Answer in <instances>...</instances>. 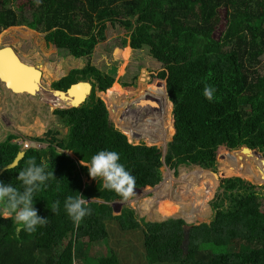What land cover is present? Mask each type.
<instances>
[{"label": "trees", "instance_id": "16d2710c", "mask_svg": "<svg viewBox=\"0 0 264 264\" xmlns=\"http://www.w3.org/2000/svg\"><path fill=\"white\" fill-rule=\"evenodd\" d=\"M9 1L0 0V29L24 24L42 32L45 42L61 58L84 60L80 67L70 68L52 81L50 87L64 90L72 82L88 80L91 90L78 106L52 110L65 132L58 136L59 131L47 129L43 138H34L44 141L45 146L21 148L16 142H0V182L19 187L16 177L32 157L38 164L47 161L46 171L55 176L33 197L38 215L47 218L45 226L30 234L17 231L14 214L12 219L0 216V264H85L84 258L88 264H119L111 249L104 253L109 258L95 257V262L90 261L88 251L93 243L105 244L112 237L119 243L124 242V235L136 240L138 232V255L134 247L121 250L127 254L134 251L132 258L141 253L145 264H264V190H256L240 178L221 179L222 193L210 203L212 220L190 227L184 249L180 248L184 222L169 219L190 222L197 212L208 218L206 201L217 186L216 175L245 178L244 168L249 167L250 178L264 182L262 160L236 150L245 146L264 152V0H40L39 4L26 0L17 4V11L5 5ZM24 9L26 16L22 15ZM221 24L225 27L216 38L214 32ZM109 30L115 36L106 51L128 46L123 51L125 58L131 49L135 62L141 61L150 71L163 69L150 72L149 86L157 96L150 99L152 105L172 108L173 138L163 156L165 165L192 166L203 175L193 197L202 203L197 206L191 195V179L175 188L168 173H163L164 181L154 194L139 201L142 213L161 222L137 218L126 206L112 214L108 202L122 198L103 189L99 179L82 180L89 177L84 164L105 149L119 153V162L134 176L135 187L146 184L144 189H150L162 178L156 177L157 168L163 166L160 147L132 144L125 137L139 132L146 141L147 136L156 139L159 135L146 127L129 129L134 122L120 118L116 125L122 131H118L103 101L95 95L107 89L105 99L118 96L122 86L135 81L143 66L128 64L125 73L116 78L122 86L114 82L121 61L98 68L93 59L95 46L106 39ZM3 54L10 59L9 54ZM205 84L216 90L211 102L203 95ZM43 86L39 80L33 85L39 92ZM45 91H49L46 86ZM163 124H169L168 118ZM221 145L227 148L216 155L219 175L218 168H213ZM20 149L23 155L17 163L3 168ZM229 158L233 164L228 165ZM185 172L182 169L178 182ZM153 178L155 184L147 185ZM81 194L85 200L91 197L101 202L88 201L91 214L76 227L66 214L64 201L69 195ZM57 200L59 212L53 213L50 206ZM261 203L262 210L257 208Z\"/></svg>", "mask_w": 264, "mask_h": 264}, {"label": "rangeland", "instance_id": "374dc122", "mask_svg": "<svg viewBox=\"0 0 264 264\" xmlns=\"http://www.w3.org/2000/svg\"><path fill=\"white\" fill-rule=\"evenodd\" d=\"M26 0H10L9 3H6L5 5L11 9H17V4H23ZM26 8V5H25ZM17 11V10H16ZM28 13H26L25 9L23 10L24 16H26ZM226 22V20H225ZM222 25V24H221ZM219 26V29L214 32V36L218 38L221 34V28L222 26ZM225 27V25H224ZM223 27V28H224ZM115 36V33L112 31H108L107 37L105 40L100 41L95 46V51L93 54L94 63L97 64L98 68H102V66H106L108 63L113 62L117 60L118 62L121 61V64L117 68V74L115 77L114 82L117 80L116 78L123 75L125 73L126 66L134 62L135 64L143 65L139 69V74L136 77L135 81L126 86H122L119 82V84L123 87L121 89V92H119V95L115 96L113 95L109 99L106 98V90L104 93L96 91L95 95L99 96L103 101L108 111V118L112 124L113 127H115L118 131H122L117 125L116 120L117 119H124L133 121L134 123L129 126V129L132 130H139L141 128H148V131L152 132H158L159 134L160 130V136H155L156 139H153L154 136L150 138V136L146 137V141L144 139V135L139 134V132L135 136L133 135H125L128 142L132 144L136 143H145L148 145H156L159 147L164 148L161 156V165L159 168H157L158 176H162L161 181L153 188L144 189V186L138 187V189L134 190V195L127 201L123 199H115L108 202V205L111 209L112 214H118L119 211L124 207H129L133 213H135L136 217H143L144 220H148L149 222H153L151 218H148L146 214L142 213L141 207L139 206V201L144 195H153L154 191L159 188V185H161L162 180L164 181L163 173H168L169 177L171 178L170 185L173 187H180L181 183L189 181L188 179H191L194 183L193 185V191H192V199L195 203H197V206L202 204L201 202L196 201L193 197L195 195L196 188H198V181H200L201 176L200 172L197 171L192 166H187L184 164H180L176 166L175 168H171L165 165L163 161L164 153H166L167 149V143L172 140V111L171 107L168 108L158 106V105H152L151 103L146 104V101L140 99L142 95L145 93L146 100L148 97L151 99H154L156 94H152L150 91V80H151V74L150 72H156L159 70V68H152L148 70V67L142 64L141 61L135 62L133 59H131L135 53L133 50H129V54L127 55V58L124 57L123 51L128 46L120 49L119 51L116 50L115 52H108L106 51L105 47L110 43V39ZM9 45L11 46L18 54L25 59L28 63L37 66L41 71V83L43 86L42 91H38L35 94H26L24 93H18L14 90H11L8 86L6 87L1 80L3 78H0V142L4 143H11L16 142L20 144L21 148H26L29 146L34 147H43L46 145L44 141H38L34 138H43L44 132L47 129L57 130L59 131V135L61 136L65 132V128H62L57 123V117L52 113V110L55 108H61V106L64 105V101L58 99L53 100V97L50 93V91H45V86L49 88L52 81L58 79L60 76L64 75L65 72H67L68 69L73 67H80L82 65V62H84L83 59L78 58H61L59 54L55 52L54 47L51 44H47L43 38V33L36 31L34 29H31L27 27L24 24L20 25H13V26H7L5 28L0 29V46ZM72 60H70V59ZM116 61V62H117ZM3 66L0 65V71L3 72ZM8 78V77H7ZM9 79V78H8ZM35 79V78H34ZM37 79V78H36ZM39 80V79H37ZM78 81V80H77ZM113 82V83H114ZM13 85V84H12ZM11 85V87H12ZM113 85V84H112ZM37 89V88H36ZM161 94L165 95L164 92H161ZM159 95V94H158ZM140 101H144V103H139ZM63 104V105H62ZM131 106V109H128L126 106ZM154 108V109H151ZM168 109V110H167ZM170 115V117H169ZM167 116V117H166ZM169 124L164 126L163 121L167 120ZM159 127V128H158ZM11 138L9 141H4V139L7 136H10ZM165 139V140H164ZM223 148V147H221ZM220 149H217L215 152V165H216V155L217 152H219ZM239 148L236 147V150ZM234 150V151H236ZM232 151V152H234ZM230 152L227 154L229 156L232 154ZM72 156V155H71ZM229 164H233V159L229 158ZM264 166V165H263ZM262 166V167H263ZM216 167L218 168L219 175L221 174L219 169V163H217ZM215 167V168H216ZM261 167V168H262ZM213 168V169H215ZM216 168V169H217ZM249 167L244 168V172L248 175L245 176V178L235 176V175H229L224 176L221 179H227V178H240L242 180L247 181L251 185L256 187L257 189H260V187L264 186V182L256 181L254 178H250V169ZM182 169H185V174H183L182 180L178 182V177L180 175V172ZM248 169V170H247ZM255 170L259 172L260 169L255 167ZM218 171H215V173H218ZM155 177V178H156ZM249 177V178H248ZM153 178L150 182L147 183V185H154L156 180ZM248 178V179H247ZM91 177L88 178L83 177L82 180L84 182H89ZM221 181H217L216 188L212 191L211 197L209 200L206 201V206L210 212L209 217H205L203 214L196 213L194 219H192L190 222H184L182 218H169V219H181L186 224L191 225H198L200 223H209L211 219L213 218V209L210 210V203L213 204V201H215L216 197L218 199V195L222 193V188L220 187ZM144 189V190H142ZM264 190V187L261 188ZM88 201H97L101 202L95 198H89ZM153 203H151L152 205ZM257 208L261 209L263 208L262 203ZM3 217V216H2ZM167 220V219H165ZM162 220V221H165ZM154 222H161V221H154ZM128 234V233H127ZM137 239L133 240L131 237L129 238V235H124L123 243H119L116 241L113 237L111 238L110 242L102 243L99 242L93 243L91 246V250L88 251V257H90V261L95 262V257H106L109 258V256L105 255L104 253L108 251L107 249H111L112 251L117 253V258L119 264H145L143 255L140 253V256L137 258H132V254L134 251L127 252L122 251L121 248L128 247H134L135 253L138 255V251L140 250V244L139 240L141 239L140 233H136ZM128 242V244L126 242ZM90 249V248H89ZM110 255V253H109ZM83 262L85 264L89 263V260L87 258H84Z\"/></svg>", "mask_w": 264, "mask_h": 264}, {"label": "clouds", "instance_id": "9594fccd", "mask_svg": "<svg viewBox=\"0 0 264 264\" xmlns=\"http://www.w3.org/2000/svg\"><path fill=\"white\" fill-rule=\"evenodd\" d=\"M35 2L39 4L40 0H35ZM215 91L213 86L205 84L203 95L211 102L214 99ZM222 147L227 148L225 146ZM119 161V153L105 149L92 155L90 162L84 165L88 168L91 178L102 181L103 189L114 191L123 200L127 201L134 195L135 178ZM47 168V161L41 160L38 164L36 158L32 157L26 162V166L19 171L16 177L21 182L19 187L0 182V216H3L5 219H12L14 214L17 231H26L31 234L37 230L38 226H45L48 222L46 217L38 215V210L33 206L35 193L41 191L42 187L46 188V182L55 177L53 171H46ZM86 205L87 201L83 198L82 194L80 196L69 195L66 197L64 209L74 226L79 227L82 219L86 215L91 214V209ZM59 207L60 201L57 200L51 204L50 209L53 213H58Z\"/></svg>", "mask_w": 264, "mask_h": 264}, {"label": "water", "instance_id": "95a60500", "mask_svg": "<svg viewBox=\"0 0 264 264\" xmlns=\"http://www.w3.org/2000/svg\"><path fill=\"white\" fill-rule=\"evenodd\" d=\"M5 48H9L11 50L12 60L9 61V63H13L14 65H17V63H21L22 62L21 61L22 60L21 57L19 55H17L16 51L11 46H9V45L0 46V50H3ZM24 64H26V63H24ZM25 66H29L32 69V71L36 74L37 79H39L41 77V71H40V69L37 66H34L32 64L29 65V63L27 65H25ZM8 67L10 68V66H8ZM7 72H9V71H6V73H5L6 76H7ZM5 82H6L5 79H3V83L4 84H6ZM79 84L81 86H83L84 90L77 96V94L74 93L75 91H72L73 90L72 87L76 86V85H79ZM48 90L50 91V93L54 94V96L61 98L65 102L64 105L61 106V107L78 106L89 95L90 90H91V83L88 80H78V81L70 83L64 90H62V89H51V88H49ZM16 92L22 94V93H24L26 91L22 90V91H16ZM145 97H146V95L144 93L140 99H142L144 101H147V102L152 101V100H150L149 97L146 100ZM167 97H168V95H167ZM172 107H173V105H172ZM221 147L222 146H219L218 149H220ZM239 149L241 151L243 150V151L253 152L254 153L253 155L257 156L258 158H261V157L264 156V152L260 153L257 150H250L248 147H245V146H242ZM22 155H23V150L22 149L18 150L17 153L15 154L14 158L12 159V161L10 163L6 164L3 168H8V167L14 166L17 163V161L21 158ZM216 177H217L218 181L221 180V178H219L217 175H216ZM136 189H138V187L134 188V190H136ZM190 227H191V224H186V223H184V225L181 227V233H182V241H181V244H180V248L181 249H184L185 246L187 245L188 232L190 230Z\"/></svg>", "mask_w": 264, "mask_h": 264}, {"label": "bare ground", "instance_id": "6f19581e", "mask_svg": "<svg viewBox=\"0 0 264 264\" xmlns=\"http://www.w3.org/2000/svg\"><path fill=\"white\" fill-rule=\"evenodd\" d=\"M5 50H7V52H5ZM3 53L9 54L10 55V59H7L6 58V55L3 54ZM16 53H17V55H19L18 52H16ZM11 56H12L11 55V50L9 48H5L3 50H0V65L3 66V72L0 71V78L5 79V81H6L5 83L6 84L3 83V79L1 80V82L6 87L10 86L9 88L11 90H14V91H22V90H25L26 91L25 92L26 94L27 93L30 94L31 92H32V94H35L37 92V90H38L35 87H33V85L36 83L35 81H33V80H36L34 78H37L36 77V74L32 71V69L29 66H25V65L28 64V62H26L25 59L23 57H21L20 55L19 56L21 57V59H22L21 61L23 63L20 60L19 61L21 63H17V65H14L13 63H9V61L12 60V57ZM24 63H26V64H24ZM29 65H31V64L29 63ZM8 66H10V68ZM6 71H9V72H7V76L5 74ZM36 81H38V80H36ZM39 83H41V78H39ZM11 85H12V87H11ZM72 89H73L72 91H75L74 93L77 94V96L84 90L83 86H81L80 84L79 85H76V86H73ZM51 95L53 97V100L59 98V97L54 96V94H52V93H51ZM59 99H61V98H59ZM168 101L170 102V100H168ZM149 103H151V101ZM170 104H171V102H170ZM152 132H150V133H152ZM159 134H160V132H159ZM160 149H161L162 152L164 151L163 150L164 148L160 147ZM246 152H248V153H250L252 155L254 154L253 152H250V151H246ZM226 156L227 155H225L224 157H226ZM224 157H222L221 159H223ZM259 159L262 160V162L264 163V156L261 157V158H259ZM200 176H201V178L203 177V175L201 173H200ZM162 182H163V180H162ZM155 186H153V187H155Z\"/></svg>", "mask_w": 264, "mask_h": 264}, {"label": "flooded vegetation", "instance_id": "af4514ba", "mask_svg": "<svg viewBox=\"0 0 264 264\" xmlns=\"http://www.w3.org/2000/svg\"><path fill=\"white\" fill-rule=\"evenodd\" d=\"M63 105V104H62ZM264 186L260 187V188H263Z\"/></svg>", "mask_w": 264, "mask_h": 264}, {"label": "crops", "instance_id": "0c3cea01", "mask_svg": "<svg viewBox=\"0 0 264 264\" xmlns=\"http://www.w3.org/2000/svg\"><path fill=\"white\" fill-rule=\"evenodd\" d=\"M116 81H117V80H116ZM117 82H118V81H117ZM89 198H91V197H89ZM89 198H88V199H89Z\"/></svg>", "mask_w": 264, "mask_h": 264}]
</instances>
